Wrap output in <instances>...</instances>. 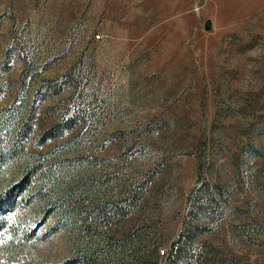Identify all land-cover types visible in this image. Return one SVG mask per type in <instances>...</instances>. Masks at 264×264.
<instances>
[{
    "label": "rangeland",
    "instance_id": "rangeland-1",
    "mask_svg": "<svg viewBox=\"0 0 264 264\" xmlns=\"http://www.w3.org/2000/svg\"><path fill=\"white\" fill-rule=\"evenodd\" d=\"M0 264H264V0H0Z\"/></svg>",
    "mask_w": 264,
    "mask_h": 264
},
{
    "label": "water",
    "instance_id": "water-1",
    "mask_svg": "<svg viewBox=\"0 0 264 264\" xmlns=\"http://www.w3.org/2000/svg\"><path fill=\"white\" fill-rule=\"evenodd\" d=\"M209 28H210V23L209 22H206L205 29H209Z\"/></svg>",
    "mask_w": 264,
    "mask_h": 264
}]
</instances>
